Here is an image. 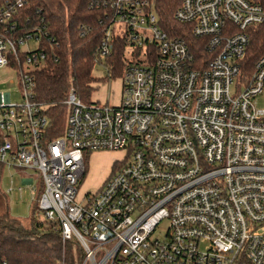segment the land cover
<instances>
[{"label":"built area","instance_id":"1","mask_svg":"<svg viewBox=\"0 0 264 264\" xmlns=\"http://www.w3.org/2000/svg\"><path fill=\"white\" fill-rule=\"evenodd\" d=\"M101 1L90 5L111 11L99 56L127 43L121 103L84 102L71 88L56 137L34 98L44 33L20 31L25 0L0 3V70H18L9 84L21 97L0 92V165L41 175L39 209L69 249L58 264H264V49L249 59L264 0H182L174 20L201 40V58L163 29L156 0ZM95 151L125 160L79 200ZM23 185L35 195L34 178Z\"/></svg>","mask_w":264,"mask_h":264},{"label":"trees","instance_id":"2","mask_svg":"<svg viewBox=\"0 0 264 264\" xmlns=\"http://www.w3.org/2000/svg\"><path fill=\"white\" fill-rule=\"evenodd\" d=\"M5 2L6 0H0L1 4ZM25 2V7L17 11L15 18L23 34H29L37 28L44 33L42 41L48 49V60L45 68L35 73L37 87L34 98L45 105L51 128L56 129L51 136L56 137L61 134L65 125L67 109L63 102L69 90L74 88L82 101L89 102L91 84L94 81L92 72L98 64L109 68L110 79L122 78L127 43L125 40L115 39L111 57L102 60L99 56V46L110 24L106 16L111 11L101 5L99 8H90V5L102 3L101 0ZM181 2L182 0H156L161 25L171 36L183 38L196 57L201 58V40L193 37L191 27L174 20V13ZM52 40L53 50L50 48ZM263 49V36L260 39L253 38L249 56L252 63L261 56ZM38 210L39 204L34 207L29 221H19L9 212L0 214V264H58L63 251L68 253V247L63 248L60 235L52 223L45 217L43 220L39 219Z\"/></svg>","mask_w":264,"mask_h":264},{"label":"rangeland","instance_id":"3","mask_svg":"<svg viewBox=\"0 0 264 264\" xmlns=\"http://www.w3.org/2000/svg\"><path fill=\"white\" fill-rule=\"evenodd\" d=\"M125 31L124 23H117L113 32L115 36L122 35ZM27 47H37V42L32 39ZM26 49V48H24ZM108 68L98 64L92 72L94 81L91 84L90 101L92 104L118 106L123 95L124 80L121 77L110 79ZM9 80L15 83L19 80V72L14 68L0 70V92L12 93L14 101H21L17 85L11 86ZM258 107L264 108V100L258 102ZM85 176L78 186V199L87 195L95 194L111 176L117 165L125 160L123 151H95L85 153ZM34 178L37 189L32 195V189L23 185L26 178ZM41 175L29 170H20L0 165V214L9 212L11 216L19 221H29L33 209L39 204V198L43 192L38 184ZM12 188V191L10 189ZM22 188V190H19ZM39 219H44V212L38 210Z\"/></svg>","mask_w":264,"mask_h":264}]
</instances>
